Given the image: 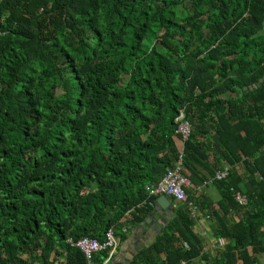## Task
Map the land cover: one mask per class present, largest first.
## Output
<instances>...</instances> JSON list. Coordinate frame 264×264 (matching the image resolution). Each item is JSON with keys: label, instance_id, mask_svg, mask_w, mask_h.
Wrapping results in <instances>:
<instances>
[{"label": "trees", "instance_id": "16d2710c", "mask_svg": "<svg viewBox=\"0 0 264 264\" xmlns=\"http://www.w3.org/2000/svg\"><path fill=\"white\" fill-rule=\"evenodd\" d=\"M181 110L227 241L210 259L178 203L130 264H264V0H0V264H85L68 237L150 213Z\"/></svg>", "mask_w": 264, "mask_h": 264}, {"label": "crops", "instance_id": "0c3cea01", "mask_svg": "<svg viewBox=\"0 0 264 264\" xmlns=\"http://www.w3.org/2000/svg\"><path fill=\"white\" fill-rule=\"evenodd\" d=\"M211 133L209 136H212ZM211 138V137H210ZM178 148H183V143L180 140ZM227 166L229 170L228 165ZM188 197L196 205L197 211L189 214L195 218L193 230L202 238V252L209 255L210 259L219 256L227 240L215 236L212 225L215 222L216 213H221L218 201L220 193L212 184L201 187L199 184L190 183V186L185 189ZM159 196V195H158ZM158 196L155 198L152 206V211L143 216L140 220L130 219L129 213L126 219L122 220L119 227L120 246L110 264H130V261L144 248L150 246L162 227L172 218L171 215L165 213L167 208L162 207L158 202ZM199 202V203H197ZM229 222L236 221L238 216L234 210L226 215ZM125 228V230H122ZM200 263L199 259H195L191 264Z\"/></svg>", "mask_w": 264, "mask_h": 264}, {"label": "built area", "instance_id": "2783aa9c", "mask_svg": "<svg viewBox=\"0 0 264 264\" xmlns=\"http://www.w3.org/2000/svg\"><path fill=\"white\" fill-rule=\"evenodd\" d=\"M176 122V133L180 136L182 143H184L190 136L191 126L185 120L182 110L176 118ZM182 159L183 148L178 155L174 169L167 171L155 186H148V194H164L168 196L171 199L172 209H175L178 203H185L187 209L194 214L197 211V207L192 201L188 200V195L185 191L186 187L190 186V180L181 172ZM228 173L227 166H224V168L215 172L212 180L221 181L228 176ZM211 183V180L203 181L200 186L204 187ZM232 191L234 193V199L239 205L246 206L248 204L246 195H243L237 190ZM145 204L146 201H143L142 205ZM122 230L126 231L125 228H122ZM66 241L70 246L76 247L82 252L85 264H110L120 246V237L113 226L107 229L104 238L101 240L94 237L82 236L78 239L68 237Z\"/></svg>", "mask_w": 264, "mask_h": 264}, {"label": "water", "instance_id": "95a60500", "mask_svg": "<svg viewBox=\"0 0 264 264\" xmlns=\"http://www.w3.org/2000/svg\"><path fill=\"white\" fill-rule=\"evenodd\" d=\"M158 202L161 204L162 207L167 208V211H165V213L170 216L171 215V199L168 196L162 194L158 196Z\"/></svg>", "mask_w": 264, "mask_h": 264}]
</instances>
